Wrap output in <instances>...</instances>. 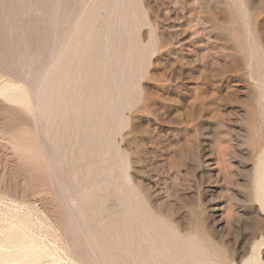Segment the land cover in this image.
<instances>
[{"label": "rangeland", "instance_id": "1", "mask_svg": "<svg viewBox=\"0 0 264 264\" xmlns=\"http://www.w3.org/2000/svg\"><path fill=\"white\" fill-rule=\"evenodd\" d=\"M6 250L264 264V0H0Z\"/></svg>", "mask_w": 264, "mask_h": 264}, {"label": "bare ground", "instance_id": "2", "mask_svg": "<svg viewBox=\"0 0 264 264\" xmlns=\"http://www.w3.org/2000/svg\"><path fill=\"white\" fill-rule=\"evenodd\" d=\"M34 11V10H33ZM35 12V11H34ZM76 29V28H75ZM25 56V55H24ZM28 64V63H27ZM46 73V72H45ZM26 81V80H25ZM42 82V81H41ZM24 85V84H23ZM25 87V86H24ZM26 88V87H25ZM38 89V91H36L34 94H32V96H31V99H33V106H34V110H35V112H36V114H37V116H38V114H39V106H38V99H39V96H40V90H39V87L37 88ZM29 92V91H28ZM31 92H32V90H31ZM32 101V100H31ZM35 119H36V117H35ZM36 127H37V125H36ZM47 144V143H46ZM15 147V146H14ZM45 153V152H44ZM47 156V155H46ZM46 159H48V158H46ZM50 164V163H49ZM68 187V186H67ZM72 196V195H71ZM69 199L70 200H68V202L69 203H67L65 200V202L67 203L66 205V208L68 209V211H69V213L72 215V216H74L75 215V213L76 212H78L79 211V208H78V204H77V202H75L74 201V199L73 198H71V197H69ZM14 210V209H13ZM18 212V211H17ZM65 223V222H64ZM86 223V222H85ZM15 225V224H14ZM26 226V225H25ZM49 227V226H48ZM58 228V227H57ZM59 229V228H58ZM57 229V230H58ZM88 236V235H87ZM70 237V236H69ZM62 239V238H61ZM32 240H30V242H31ZM52 242V241H51ZM34 243V242H33ZM32 243V244H33ZM54 243V242H53ZM67 243V242H66ZM38 245V244H37ZM36 245V246H37ZM34 247V246H33ZM39 247V245L36 247V248H38ZM40 248V247H39ZM35 249V248H34ZM66 250V249H65ZM68 250V249H67ZM92 250H93V252H94V247H92ZM8 253V254H7ZM97 253V252H96ZM5 256H4V258L2 259V263L4 264V263H6V264H8L7 262H8V259H7V256L9 255V252L6 250V252H5ZM102 259V258H101ZM60 263V262H59ZM63 263V262H62ZM100 264H102V263H100Z\"/></svg>", "mask_w": 264, "mask_h": 264}]
</instances>
